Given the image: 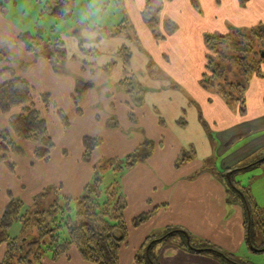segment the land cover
<instances>
[{"label": "crops", "instance_id": "0c3cea01", "mask_svg": "<svg viewBox=\"0 0 264 264\" xmlns=\"http://www.w3.org/2000/svg\"><path fill=\"white\" fill-rule=\"evenodd\" d=\"M195 1L197 9L190 0H160V19L176 28L163 41H155L140 16L144 0H124L131 24L124 20L116 28L117 35L127 34L123 27L128 24L141 48H127L120 37L101 43L96 25L75 24L71 29L84 39L74 38L75 50L64 52L61 74L41 54L27 53L17 41L25 32L0 14V45L10 57L8 64L0 62V73L9 68L14 77L29 84L32 101L55 144L48 161L40 162L33 158L34 144L16 140L25 155L12 157L13 173L0 166V216L8 203L7 193L29 205L31 197L47 187L58 189L63 198L75 199L93 179L95 163L122 159L150 142V157L123 171L119 180L128 224L119 264H135V256L149 239L158 264H224L202 248L203 243L231 254L240 252L245 243V210L241 202L229 205L221 177L230 172L233 179L237 173L244 176L264 170V63L262 75L248 81L241 115L237 104H226L200 85L206 54L203 34L264 25V0H248L243 8L237 0ZM122 49L128 53L127 63L119 56ZM112 54L119 59H110ZM152 62L159 67L160 77L150 75ZM135 67L143 79L135 76ZM11 78L0 74V84ZM125 80L142 87L141 101L134 102L133 96L119 88ZM43 95L50 98L48 108L39 101ZM56 111L65 114L68 129H63ZM19 112L16 108L8 115L0 113V128H6L9 117ZM84 137L100 141L89 163L81 160ZM182 154L187 161L177 167ZM233 183L248 193L240 182ZM152 212L146 223L131 225L138 216ZM175 229L181 234L168 237L169 230ZM182 233L193 239L194 250L187 248ZM4 251L1 246L0 262ZM42 264L90 263L71 248L56 261L45 257Z\"/></svg>", "mask_w": 264, "mask_h": 264}, {"label": "trees", "instance_id": "16d2710c", "mask_svg": "<svg viewBox=\"0 0 264 264\" xmlns=\"http://www.w3.org/2000/svg\"><path fill=\"white\" fill-rule=\"evenodd\" d=\"M70 1L54 0L53 5L47 8L49 16L62 20L70 18L73 12V5ZM237 1L242 8L248 2V0ZM190 2H193L191 5L197 9L194 0ZM4 8L5 6L0 3L1 15L4 14ZM160 13V7L155 8L146 4L140 14L143 23L156 41H163L176 28L175 24L169 20L161 22ZM118 31L120 32L121 28ZM17 41L27 53L41 54L52 64L55 72L63 73L61 61L64 58V51L63 44L59 40L51 43L41 36L33 37L28 33H21ZM258 43H262L263 47L257 45ZM43 44H45L44 50H39L38 48ZM203 44L206 54L200 81L201 87L219 95L226 104H237L240 114L243 115L246 90L244 80L262 75L260 65L264 62V25L260 23L251 28L228 27L225 34H203ZM119 56L124 63L128 62L129 56L125 49L119 52ZM0 62L6 64L10 62V57L3 45H0ZM4 73L11 75L12 78L0 84V113L8 115L16 108L20 109L18 114L9 117L6 128H0V153L3 154L0 156V161L5 162L6 169L13 173L15 166L8 162L5 154L16 158L25 155L24 150L16 144V140L34 144L33 158L40 162L48 161L55 149V144L45 120L32 101L29 84L14 77L9 68L0 74ZM119 88L133 96L134 102L141 101L143 93L141 86L125 80L119 84ZM39 101L43 108H48L50 105V98L47 95L41 96ZM56 115L63 129H68L69 121L65 114L56 111ZM129 120L132 121L131 113ZM99 145L98 139L83 138L84 154L81 159L83 163L90 162L92 153ZM152 151L153 145L150 142L143 143L133 153L125 156L123 162H118V171H128L134 168L139 162L148 159ZM186 159L182 154L177 167L187 161ZM109 161L102 162L101 171L109 169L106 164L111 163ZM116 184L103 187L98 177L93 178L83 188L80 196L75 199L63 198L58 189L47 187L37 194L35 201L32 200L35 203L33 207L30 206L31 209L28 206L25 207L26 204L20 198H14L7 193L8 203L0 216V247L5 246L0 264H42L45 257L56 261L66 255L71 248H74L80 258L87 263L119 264V252L127 240L128 224L124 219L125 197L120 191L119 184ZM229 185L231 189L240 193L238 195L241 196L243 202L246 214L245 243L248 246L251 244L250 228L254 220L263 214V211L256 207L250 208L251 202L246 190L237 188L231 179ZM49 195L53 196L51 200H48ZM153 214L154 212L140 215L131 221V225L138 227L146 223ZM14 224H19L20 232L16 238H11L8 232ZM257 224L264 237V224L261 221ZM179 231V229L169 230L168 237L180 235ZM182 234L181 236L185 239L186 236L189 238L190 244L187 248L194 250L193 239L189 234ZM151 242V239L147 240L143 248L139 250L135 256V264H158L151 254ZM201 247L223 261L224 264H250L234 261L233 254L223 252L207 243H203Z\"/></svg>", "mask_w": 264, "mask_h": 264}, {"label": "rangeland", "instance_id": "374dc122", "mask_svg": "<svg viewBox=\"0 0 264 264\" xmlns=\"http://www.w3.org/2000/svg\"><path fill=\"white\" fill-rule=\"evenodd\" d=\"M53 1L54 0H0V3L5 6L4 15L6 16V18H8V21L11 22L12 25L19 26V28H21L23 32H28V34L33 37H36L37 35L41 36L44 40L50 41L51 43L59 40L61 43H64L63 51L67 54H69L70 51L75 50V48L73 47L74 38H80L81 42L82 39H84L83 36H80L81 33L79 35H76V29L72 30L71 27L73 28L75 24L84 22H87L90 25H96L97 31L101 30V32H98L101 35V43L103 39L109 40L110 38L120 37L125 41V43H128L126 44L127 48H131L135 45H138V48H141L137 33H135V30L128 24V26H125L127 34L122 36L117 35L118 33L116 28L121 26V23L124 20L127 21V19H129L131 24V20L128 15L127 7L124 4V0H71L70 3L73 5V13L72 16L66 20L53 19L49 16L47 8L53 5ZM146 4H149L150 6L155 8H159L161 5L160 0H144V7ZM194 4L197 5L195 0ZM160 21L162 22L161 19ZM113 31H115V33H113ZM158 32L160 33L159 29ZM124 41L121 43L124 44ZM87 42V40H84V45H88ZM257 45L263 47L262 43H258ZM44 48L45 44L40 46L38 49L44 50ZM39 50L38 52H41ZM139 50L141 51V49ZM92 55H94V53ZM117 55L112 54L110 59L118 58ZM136 59L140 60V58L138 57ZM135 68L138 71L137 74L135 72V76L137 78L143 79L144 74L139 71L137 67ZM158 70L159 67H157L155 63L153 64V62L148 68V71L152 77H154V75H156L157 77L161 76V74L157 73ZM247 81L244 80V85H246L245 87L248 86ZM1 155L3 154L0 153V156ZM5 156H7L8 162L14 164L11 160L14 156L6 154ZM115 159L116 158L110 159V161L109 159L101 160L93 165L94 169L96 170L93 171V178L98 177V179L101 180L103 187H109V185H115L116 183V185L119 184L121 173L123 171H118L117 167L118 162H123V158L119 160ZM104 161H109L111 163H106L109 166L108 170L101 171L100 167L101 164H103L102 162ZM24 162L28 164L25 160ZM2 165L5 166V162L0 161V166ZM255 172L256 173H247V175L244 176H240V173H237L233 178L236 181H233V179L229 178L230 172H228L224 177H221V181L226 185L229 205H234L235 202H241L243 206L241 196H238L237 194L239 192H236L229 187L230 185L228 183L231 179V181L233 182H240L242 184V187L247 189L249 195L252 198V207L250 206V208L253 209V207L256 206L263 211V214H261L258 219L254 220L253 225L250 228L249 240L251 244L247 246V244L244 243L240 252L232 253L235 256L234 261L240 263L247 262L250 264H264V245H262L264 237L262 236L263 232L258 228L257 224L260 221L262 224H264V170H256ZM254 176L259 177L255 178ZM36 196L37 195L33 196V198L31 197V199L35 201L34 198ZM52 197V195H49L48 200H51ZM27 203L25 207L28 206V208L31 209L35 202H32L30 205ZM245 219L246 214L244 211V220ZM19 228V224H14L8 232L9 236L13 238L19 235Z\"/></svg>", "mask_w": 264, "mask_h": 264}, {"label": "water", "instance_id": "95a60500", "mask_svg": "<svg viewBox=\"0 0 264 264\" xmlns=\"http://www.w3.org/2000/svg\"><path fill=\"white\" fill-rule=\"evenodd\" d=\"M186 244L189 246L190 242H189V238L186 236ZM148 249V248H147Z\"/></svg>", "mask_w": 264, "mask_h": 264}]
</instances>
